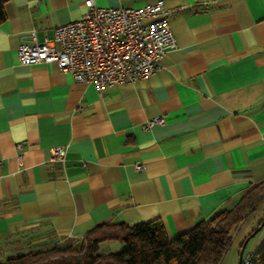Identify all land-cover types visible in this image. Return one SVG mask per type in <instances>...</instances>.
<instances>
[{"label": "crops", "instance_id": "obj_1", "mask_svg": "<svg viewBox=\"0 0 264 264\" xmlns=\"http://www.w3.org/2000/svg\"><path fill=\"white\" fill-rule=\"evenodd\" d=\"M161 1L174 42L157 70L102 88L53 62L16 57L21 41L51 38L83 14L85 0L4 3L0 249L74 243L102 223L153 219L171 239L264 179V0ZM53 146L65 148L63 159L49 160ZM243 238L229 264H238ZM263 242L255 238L248 251Z\"/></svg>", "mask_w": 264, "mask_h": 264}, {"label": "built area", "instance_id": "obj_2", "mask_svg": "<svg viewBox=\"0 0 264 264\" xmlns=\"http://www.w3.org/2000/svg\"><path fill=\"white\" fill-rule=\"evenodd\" d=\"M85 4L88 9L76 19L56 25L51 38L21 41L17 60L24 64L53 62L76 80L97 88L136 82L157 70L165 48L174 42L161 0L143 7H96L92 0ZM163 121L164 117H152L143 127ZM64 154L63 146H53L49 160H61ZM254 258V252H249L242 256V264H252Z\"/></svg>", "mask_w": 264, "mask_h": 264}, {"label": "trees", "instance_id": "obj_3", "mask_svg": "<svg viewBox=\"0 0 264 264\" xmlns=\"http://www.w3.org/2000/svg\"><path fill=\"white\" fill-rule=\"evenodd\" d=\"M0 0V21L6 16ZM264 194V179L250 185L231 207L217 210L184 233L168 238L158 219L102 223L74 243L32 248L0 260V264H220L239 223ZM262 219L257 222L256 227ZM118 241L117 251L99 252L104 241ZM252 264H264V242Z\"/></svg>", "mask_w": 264, "mask_h": 264}, {"label": "rangeland", "instance_id": "obj_4", "mask_svg": "<svg viewBox=\"0 0 264 264\" xmlns=\"http://www.w3.org/2000/svg\"><path fill=\"white\" fill-rule=\"evenodd\" d=\"M261 219L262 220L264 219V196H262V199L256 204V206L253 209L249 210L245 214L244 218L240 222V225L238 228V233H239L238 241L236 242V244H233L234 245L233 247L232 245L229 246L228 252L223 256L222 261H225V264H229L230 260L232 259L234 262L235 257H237L238 243L242 240L244 236L246 237L248 234L251 233V231H253L256 228L257 222ZM260 236L262 239L264 238V225L261 226V228L253 236L249 238L250 240L248 239L249 242L243 251L244 252L243 256H245L249 252L248 249H249L250 243L255 238L260 237ZM245 237L243 238V240H245ZM122 247H123L122 243L118 241L108 240V241L102 242L99 245L98 251L99 252L117 251V250H120ZM31 248L32 247H27L24 245H22V247L18 246L17 248H11L8 250L5 248H1L0 249V260H3L4 258L8 256H13L21 252H25L26 250L31 249Z\"/></svg>", "mask_w": 264, "mask_h": 264}, {"label": "water", "instance_id": "obj_5", "mask_svg": "<svg viewBox=\"0 0 264 264\" xmlns=\"http://www.w3.org/2000/svg\"><path fill=\"white\" fill-rule=\"evenodd\" d=\"M264 225V219L261 221V223L253 230L251 231L250 234H248L246 237H245V240H243L242 242V245L239 249V254H238V264H242V253H243V250H244V246L246 244V242L248 241V239L253 236L260 228L261 226Z\"/></svg>", "mask_w": 264, "mask_h": 264}]
</instances>
